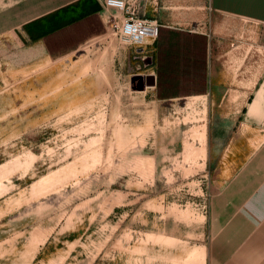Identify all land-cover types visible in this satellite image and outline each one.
<instances>
[{"label":"rangeland","instance_id":"rangeland-1","mask_svg":"<svg viewBox=\"0 0 264 264\" xmlns=\"http://www.w3.org/2000/svg\"><path fill=\"white\" fill-rule=\"evenodd\" d=\"M128 1L138 16L212 34L214 84L164 100L134 89L150 52L120 36L115 8L59 53L0 29V264L208 263L211 201L236 157L206 148V131L218 110L246 103L223 94L263 74V31L214 16L208 0ZM15 2L0 0V15Z\"/></svg>","mask_w":264,"mask_h":264},{"label":"crops","instance_id":"crops-1","mask_svg":"<svg viewBox=\"0 0 264 264\" xmlns=\"http://www.w3.org/2000/svg\"><path fill=\"white\" fill-rule=\"evenodd\" d=\"M208 9L214 16L239 20L247 30L256 34L262 30L264 35V0H208ZM4 11L0 29L14 27L21 42L48 53L74 48L111 21L113 14L103 9L100 0H16ZM158 24L164 27L161 36L147 41L152 43L148 57L155 60V85L144 92L161 100L206 95L220 67L212 56V34ZM183 32L205 35L204 53L200 40L193 42ZM241 82L250 86L223 97L246 103L218 110L222 119L206 131V148L236 157L235 169L211 201L207 264H264V70L260 77ZM158 90L170 95L160 98Z\"/></svg>","mask_w":264,"mask_h":264},{"label":"built area","instance_id":"built-area-1","mask_svg":"<svg viewBox=\"0 0 264 264\" xmlns=\"http://www.w3.org/2000/svg\"><path fill=\"white\" fill-rule=\"evenodd\" d=\"M104 10H109L110 8H115L121 12L123 15L122 18L114 17L113 27L119 32L120 36L129 43H138L141 44L146 37L153 36L155 39L158 36V27L159 24L148 18H144L138 16L135 13V9L132 4L129 3L128 0H100ZM262 25L264 26V19L262 21ZM147 42L144 46H142L137 52L138 54H145L149 50V46H151ZM155 60L150 58V60L145 63L144 66H141L140 62L136 64V74L139 75H148L153 74V66Z\"/></svg>","mask_w":264,"mask_h":264},{"label":"water","instance_id":"water-1","mask_svg":"<svg viewBox=\"0 0 264 264\" xmlns=\"http://www.w3.org/2000/svg\"><path fill=\"white\" fill-rule=\"evenodd\" d=\"M132 83L134 89L145 90L147 87L155 85L154 74L144 75H133Z\"/></svg>","mask_w":264,"mask_h":264},{"label":"trees","instance_id":"trees-1","mask_svg":"<svg viewBox=\"0 0 264 264\" xmlns=\"http://www.w3.org/2000/svg\"><path fill=\"white\" fill-rule=\"evenodd\" d=\"M163 29L164 27L163 26H160L158 27V37L161 36L162 32H163ZM182 35H186L188 36L189 38L192 39L193 42H196L197 40H200L201 42V46L202 47H199L200 50L204 53V49H205V44H206V36L205 35H202V34H196V33H191V32H188V33H182ZM198 45H199V42H198ZM204 59V58H203ZM203 63H204V60H203ZM158 87H159V81H158ZM200 93V92H199ZM165 95V96H164ZM161 94L159 93V90H158V97H166V96H169L170 94ZM183 95H190V94H183Z\"/></svg>","mask_w":264,"mask_h":264},{"label":"bare ground","instance_id":"bare-ground-1","mask_svg":"<svg viewBox=\"0 0 264 264\" xmlns=\"http://www.w3.org/2000/svg\"><path fill=\"white\" fill-rule=\"evenodd\" d=\"M148 38H151V39H152V38H153V36H148V37H146V39H145V40H144L142 43H144V42H145V44H146V43H147V39H148ZM142 43H141V44H142ZM141 44H140L139 46H142V45H143V44H142V45H141ZM196 98H197V97H196Z\"/></svg>","mask_w":264,"mask_h":264}]
</instances>
